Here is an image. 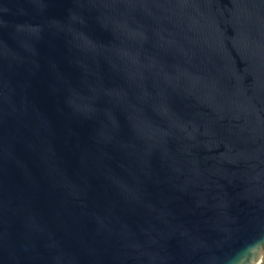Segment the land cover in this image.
Listing matches in <instances>:
<instances>
[{
    "label": "water",
    "instance_id": "water-1",
    "mask_svg": "<svg viewBox=\"0 0 264 264\" xmlns=\"http://www.w3.org/2000/svg\"><path fill=\"white\" fill-rule=\"evenodd\" d=\"M0 264H264V0H0Z\"/></svg>",
    "mask_w": 264,
    "mask_h": 264
}]
</instances>
